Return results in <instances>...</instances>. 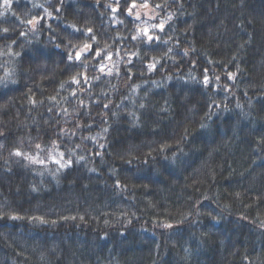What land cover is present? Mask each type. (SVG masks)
Wrapping results in <instances>:
<instances>
[{
	"label": "trees",
	"instance_id": "1",
	"mask_svg": "<svg viewBox=\"0 0 264 264\" xmlns=\"http://www.w3.org/2000/svg\"><path fill=\"white\" fill-rule=\"evenodd\" d=\"M0 264H264V0H0Z\"/></svg>",
	"mask_w": 264,
	"mask_h": 264
},
{
	"label": "snow or ice",
	"instance_id": "2",
	"mask_svg": "<svg viewBox=\"0 0 264 264\" xmlns=\"http://www.w3.org/2000/svg\"><path fill=\"white\" fill-rule=\"evenodd\" d=\"M8 3V0H5V4ZM147 5H145L146 7ZM133 7H135V5H133ZM129 11H131V9H129ZM28 23H33L32 21H29ZM159 27L163 28V22L159 25ZM6 31V30H5ZM89 31H91V29H89ZM144 33L147 34V29H144ZM149 40L152 39L151 36L148 37ZM87 45H85V49H87ZM79 58V54L77 55V59ZM69 59H71V57H69ZM150 67H152V65H150ZM205 82H207V77H205ZM37 147H39V145H37ZM16 155H21V153L17 152ZM29 159H34L32 157H29ZM40 163H42L43 161H39ZM58 162V161H57Z\"/></svg>",
	"mask_w": 264,
	"mask_h": 264
}]
</instances>
